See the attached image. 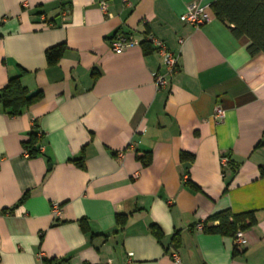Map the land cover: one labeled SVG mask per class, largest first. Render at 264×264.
I'll use <instances>...</instances> for the list:
<instances>
[{
    "label": "crops",
    "instance_id": "0c3cea01",
    "mask_svg": "<svg viewBox=\"0 0 264 264\" xmlns=\"http://www.w3.org/2000/svg\"><path fill=\"white\" fill-rule=\"evenodd\" d=\"M127 1L0 0V89L22 70L42 95L19 116L0 112V264H264V55L250 56L211 11L198 28L181 22L194 0ZM120 32L178 55L166 88L153 83L156 51L111 50ZM35 124L41 150L29 158ZM224 210L255 218L235 256L233 238L195 228ZM116 215H127L123 228Z\"/></svg>",
    "mask_w": 264,
    "mask_h": 264
},
{
    "label": "trees",
    "instance_id": "16d2710c",
    "mask_svg": "<svg viewBox=\"0 0 264 264\" xmlns=\"http://www.w3.org/2000/svg\"><path fill=\"white\" fill-rule=\"evenodd\" d=\"M210 11L213 16L225 24L235 38L245 37L248 39L247 53L250 56L257 54L264 55V0H213L210 4ZM41 15V13H39ZM115 34L111 39L115 38ZM110 39V41H111ZM145 54L151 52L148 42L140 41ZM65 51V44H59L45 51L47 64L54 65L61 58ZM25 72L20 71L19 75L10 78L5 86L0 89V112L10 117L21 115V113L38 102L42 97L40 92L30 93L29 90L21 84V77ZM43 133L37 125H33L29 133L28 140L23 143V148L27 157H35L40 153L38 143H40ZM143 166L150 162V155L144 154L137 157ZM181 161H192L193 156L181 153ZM83 162V157L74 160L79 166ZM27 194L25 193L19 200L20 204ZM116 225L123 228L127 221V215H116ZM216 223V225H214ZM255 224V218L252 213L233 214L229 210L220 211L208 217L202 223V232L206 234L220 235L234 238L238 231H246ZM79 225L83 231L88 230L85 220H80ZM151 234L160 241L161 232L155 225L150 226ZM172 249L176 250L179 246V234L176 232L171 237ZM237 254L236 246L233 248V255ZM43 264H55L53 261L44 262Z\"/></svg>",
    "mask_w": 264,
    "mask_h": 264
},
{
    "label": "built area",
    "instance_id": "2783aa9c",
    "mask_svg": "<svg viewBox=\"0 0 264 264\" xmlns=\"http://www.w3.org/2000/svg\"><path fill=\"white\" fill-rule=\"evenodd\" d=\"M124 3L128 4L127 0H123ZM202 0H194L190 2L186 6V10L183 14L179 16V20L183 23H186L188 25H191L194 28H198L201 25L209 22L212 19V15L210 13V5L208 4H202ZM100 9L103 14L107 15V5L104 2L100 3ZM146 41L149 43L150 47L158 53V55L161 58V67L162 72L157 71L153 73V83L155 85V88L157 91H160L164 88H166L169 85V82L172 78V76L177 72L178 70V55L171 52L167 46L160 41L159 39L155 38L152 35L145 34L141 40H137L125 32H120L116 35L115 38H113L109 46L111 50L115 53H119L124 51L127 48L133 47V46H140V41ZM224 116V111L218 106L215 105L213 109V114L211 116L212 120L215 122H221ZM41 150V148H40ZM228 157L222 156L220 158V163L222 167H226L228 164ZM60 214V207L58 205H54L53 207V216L54 218H57ZM202 223H198L195 225V228L197 230H202ZM243 231H238L233 240L236 247H240L243 245ZM171 258L174 262L178 263L179 258L177 253H172Z\"/></svg>",
    "mask_w": 264,
    "mask_h": 264
}]
</instances>
